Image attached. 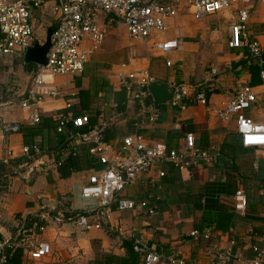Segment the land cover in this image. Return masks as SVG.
I'll list each match as a JSON object with an SVG mask.
<instances>
[{
    "label": "crops",
    "instance_id": "0c3cea01",
    "mask_svg": "<svg viewBox=\"0 0 264 264\" xmlns=\"http://www.w3.org/2000/svg\"><path fill=\"white\" fill-rule=\"evenodd\" d=\"M45 1L31 17L38 43L54 27V0ZM236 9L237 5L195 20L188 4L181 2L177 13L166 20L165 30L138 43L119 20L101 13L98 23L105 36L89 53L83 70L46 76L49 82L42 85L34 83L38 64L27 62L24 54L0 55V117L20 125L19 131L0 132V158L11 153L8 163L0 164V239H13L23 228L51 246L50 254L39 260L20 249L18 264H94L103 254L128 258L130 244L137 252L136 264H141L146 251L137 250L135 242L163 253L180 249L186 264H216L217 254L230 245L228 264H251V246H262L264 238V151L246 145L236 131L235 119L221 120L214 110L249 85L256 99L245 114L264 123V80L260 75L264 68V3L252 0L248 21L249 38L261 44L262 63L250 56L246 46L228 45L231 38H238L231 28L237 21ZM176 36H180L178 50L163 54L152 48L153 42ZM83 46L89 48V41ZM141 71L169 87L187 83L194 89L184 108L171 107L165 101L157 108L158 118L138 131L148 143L163 142L169 148H178L185 134L192 133L196 145L217 154L215 162L188 171L165 164V175L154 182L150 180L156 178V169L141 173L123 196L148 200L155 205L156 214L118 210L114 203L111 218L103 220L100 228L79 232L74 218L85 205L79 188L101 165L94 158L89 165L78 161L77 169L63 174L62 166L52 161L58 159L48 150L67 139L71 123L66 124L65 132H57L45 122L47 127H41L33 122L32 109L21 102L28 100L37 111L60 112L59 119L87 112L92 126L103 127L105 140L118 144L122 136L134 131L131 123L136 110L147 100L130 101L119 80ZM199 90L206 95L205 104L191 99ZM33 143L43 153L31 161L22 147ZM87 146L77 144L78 152L72 157L86 158ZM238 189L247 197L242 213L234 208L233 195ZM35 222L43 227L36 229ZM192 231H208L209 236L194 240ZM17 248L5 249L9 260L18 253Z\"/></svg>",
    "mask_w": 264,
    "mask_h": 264
},
{
    "label": "built area",
    "instance_id": "2783aa9c",
    "mask_svg": "<svg viewBox=\"0 0 264 264\" xmlns=\"http://www.w3.org/2000/svg\"><path fill=\"white\" fill-rule=\"evenodd\" d=\"M264 3V0H259ZM181 2L191 8L192 17L199 20L204 16L232 8L237 5V21L231 25L238 38H231L229 46L238 44L248 48L252 58L262 63V47L257 39L249 38L248 21L252 0H54L51 5L53 15V31L50 37V47L46 53V64L38 65L34 75V83L42 85L49 82L46 76L63 75L81 72L91 51L96 50L102 43L105 30L98 23V15L110 14L125 27L132 40L147 42L154 32L166 29V20L173 17ZM45 0H0V55L25 54L26 50L37 41V35L31 22L35 9L45 5ZM88 40L89 48L83 46ZM180 36L155 41L152 48L163 54L180 48ZM167 63L169 61L167 60ZM124 66V64H122ZM216 72L215 68L211 69ZM264 80V68L260 72ZM156 79L147 71L131 72L120 77L119 83L126 91L130 101L150 102L141 103L132 120L134 131L122 136L118 144L103 140V127L94 125L88 130L80 132L76 128L88 121L87 112L81 115L62 117L57 126V132H65L66 124L71 123L67 138L74 140L72 153L78 152L77 144L89 143L88 153L98 164L99 169L87 176V180L79 188V196L85 201L77 213L74 223L79 232L98 229L103 220H108L113 214L112 204L118 210L143 211L149 215L157 213L155 205L146 199L136 200L123 196L125 189L133 184L141 173H148L156 169V181L165 175L164 165L169 164L180 171H188L197 167L209 166L215 162L216 155L198 146L194 142L192 133H186L178 148H169L163 142L148 143L138 131L149 122L158 118V109L154 107L148 90L150 83ZM171 97L166 100L171 107L186 106V98H190L194 86L187 83H175L171 86ZM192 100L206 103V95L202 90L196 91ZM256 96L252 87L242 86L234 98L223 101L214 110L221 120L235 119L236 131L248 146L264 151V123L255 121L245 114L255 102ZM21 105L32 109V120L39 121V111L33 109V104L22 100ZM70 106V105H69ZM20 130L15 122L2 120L0 117V132L5 134ZM22 152L28 155V160L34 161L43 153L39 144L33 143L22 147ZM10 152L0 158V164L8 163ZM56 165L60 161L53 159ZM234 208L237 212H244L247 197L242 189L235 191ZM88 204H87V203ZM191 236L196 240L199 236L208 237L209 232L192 231ZM263 244H253L254 257L251 264H262L264 252ZM234 240L230 244L233 245ZM8 246L21 247L24 254L33 260L46 257L51 252L49 242L37 240L28 230L23 229L13 239H0V264L6 262L5 249ZM230 245L223 247L217 254L216 264H228L230 261ZM141 264H186L180 249L168 253L154 250L146 251L142 255Z\"/></svg>",
    "mask_w": 264,
    "mask_h": 264
},
{
    "label": "trees",
    "instance_id": "16d2710c",
    "mask_svg": "<svg viewBox=\"0 0 264 264\" xmlns=\"http://www.w3.org/2000/svg\"><path fill=\"white\" fill-rule=\"evenodd\" d=\"M146 102H150L149 97L147 98ZM82 113H84V112H79L75 115H81ZM60 116H61L60 112H56V111H54V112L39 111V121L37 122V124L40 125L41 127H47L44 125V122H45V124H47V125L51 124L52 126L56 127L59 120H60L59 119ZM91 126H92L91 118L89 116L87 123H85L81 126H78L76 128V130L83 132V131L88 130ZM102 138H103V140H105L104 135L102 136ZM87 144H88V146H87L86 155H88V156H86V158L83 157L81 159L80 158L74 159L72 157V151H73L74 146H76V143L74 142V140L68 139V138L63 140L62 143L59 144L57 148L51 149L48 151L52 152V154L60 161V165L62 166L61 170L63 171V174L66 175L68 172L67 169H69V170L77 169L79 167L78 166L79 163L80 164L85 163L88 165H89V163L92 164V162H89V161H92L93 157L88 154V148L91 144H89V143H87ZM78 161H79V163H78ZM35 225H36L35 228L38 230L40 229V227H43L42 225H39L36 222H35ZM20 249H22V248L20 247V248L16 249L18 251V253H16L13 257L11 256L10 260L8 258V254L5 250L6 262H4L2 264H13V263L18 264L20 254H21ZM127 250L129 252L128 258H122V257H117L115 255L103 254L101 256V260H95L94 264H101V263H105V264H136L137 252L133 250V247L131 244L127 246Z\"/></svg>",
    "mask_w": 264,
    "mask_h": 264
},
{
    "label": "water",
    "instance_id": "95a60500",
    "mask_svg": "<svg viewBox=\"0 0 264 264\" xmlns=\"http://www.w3.org/2000/svg\"><path fill=\"white\" fill-rule=\"evenodd\" d=\"M53 29L51 27L47 30V35L42 43L36 42L33 46L29 47L25 54L24 58L27 62H34L38 65L46 64V53L50 47V37ZM148 90L151 94L154 107L157 109L161 104L171 97L172 89L168 84L155 81L149 84ZM222 156H219V159H222ZM137 250L151 251L149 248L141 244L140 242H135L134 244Z\"/></svg>",
    "mask_w": 264,
    "mask_h": 264
},
{
    "label": "rangeland",
    "instance_id": "374dc122",
    "mask_svg": "<svg viewBox=\"0 0 264 264\" xmlns=\"http://www.w3.org/2000/svg\"><path fill=\"white\" fill-rule=\"evenodd\" d=\"M40 40L43 42L44 40H45V36L43 35L41 38H40ZM135 42H139V41H136V40H134Z\"/></svg>",
    "mask_w": 264,
    "mask_h": 264
}]
</instances>
